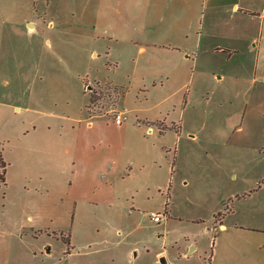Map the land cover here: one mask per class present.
<instances>
[{"label":"rangeland","instance_id":"374dc122","mask_svg":"<svg viewBox=\"0 0 264 264\" xmlns=\"http://www.w3.org/2000/svg\"><path fill=\"white\" fill-rule=\"evenodd\" d=\"M235 2L264 8V0H0V264H109L66 258L103 239L137 242L139 264H175L185 241L207 247L204 222L220 208L260 202L264 68L256 96L246 48L204 50L229 48L239 26L255 31ZM214 4L224 6L204 34ZM168 44L192 58L199 49L206 70ZM14 52L30 69L22 83L10 77ZM173 65L184 75L161 87ZM152 211L167 216L157 222ZM161 249L170 261H155Z\"/></svg>","mask_w":264,"mask_h":264},{"label":"crops","instance_id":"0c3cea01","mask_svg":"<svg viewBox=\"0 0 264 264\" xmlns=\"http://www.w3.org/2000/svg\"><path fill=\"white\" fill-rule=\"evenodd\" d=\"M224 4L212 5L211 9L214 10V15L210 17L208 21L203 19L202 28L210 29L213 25L216 11L223 7ZM257 9V8H256ZM232 11L234 14H239L241 16H250L252 20L256 21L255 31H250L245 29L243 26L229 32V39L232 44H229V48L223 47H211L210 44L205 46L204 50L206 53L218 54V53H228L229 56L233 54H240L243 48H246L247 51L254 58V85H255V95H258V73L260 69L264 68V8H259L254 10L250 6L242 7L239 2L232 4ZM205 18V17H204ZM207 29L204 34L207 33ZM36 30L31 32V35H34ZM209 32V31H208ZM11 33V31L9 32ZM203 31L198 34V44L201 45L204 38ZM1 38V36H0ZM178 46L168 44L167 50H181L180 53L184 54L183 58L185 59V64H189L190 67L195 68L197 71H205L207 60L204 59L200 50H197V55L195 58H192V53L188 50H183V48H176ZM1 48V47H0ZM188 52V53H185ZM25 53L14 52L15 65L17 70L15 72H10V77L15 83H22L26 77L30 74L29 67L25 66L24 57ZM25 58V57H24ZM4 59L2 50L0 49V83L2 82V75L5 71V65L2 63ZM27 68V69H26ZM184 72L180 69V66H170L164 70V75L161 78V87H164L166 82L176 83L182 78ZM32 78V77H31ZM29 79V78H28ZM219 80V79H217ZM222 79H220L221 82ZM9 82V79L6 80ZM191 81L190 85L194 84V78ZM264 82V77L262 79ZM198 85V84H197ZM200 85L196 86L194 89V94L200 92ZM254 93V92H253ZM190 94V92H189ZM250 102L248 103L249 107ZM261 111H264V100L261 102ZM264 113V112H263ZM91 122H89L90 124ZM167 127L166 124H163V128ZM172 130V129H170ZM4 160L3 156L1 155ZM5 161V160H4ZM6 162V161H5ZM175 168V164L173 166ZM262 190V191H261ZM264 188H261L258 193L260 202L255 205H243L241 201L243 198H238L234 209L225 213L223 216L219 217L217 220L212 218L209 222H204L206 230L209 234V241L207 242V247L200 246L198 241H185L187 244V251L183 252L178 261H175V264H264V214L260 210L264 207ZM257 193V194H258ZM255 193H252L250 196H254ZM239 196V195H237ZM244 204V203H243ZM223 211L218 210L216 213ZM215 213V214H216ZM210 225V226H209ZM76 243V241H71ZM74 246V245H73ZM145 248V246H144ZM138 249V252L135 251ZM150 251H145V254H148ZM195 252H198V258L203 259L204 261L199 260V262L190 261V256ZM87 255L89 259H99L104 257V260L109 264H139V256L142 254L140 246L137 242L128 241H111L110 239H103L101 241H91L84 245L83 251H68L66 253V258L69 260L76 259L78 255ZM103 255V256H102ZM165 258V262L170 261V256L167 254L166 250L161 249L156 252V262L159 261L162 257ZM162 262V263H165Z\"/></svg>","mask_w":264,"mask_h":264},{"label":"built area","instance_id":"2783aa9c","mask_svg":"<svg viewBox=\"0 0 264 264\" xmlns=\"http://www.w3.org/2000/svg\"><path fill=\"white\" fill-rule=\"evenodd\" d=\"M88 89H91V91H93L92 88H88ZM113 117H114L115 122L118 123V124H122L125 120L128 119L127 113L125 111H123V110H120V109L114 111ZM150 215L157 222L162 221L167 216L166 212L165 213H161V212H155V211H152Z\"/></svg>","mask_w":264,"mask_h":264},{"label":"trees","instance_id":"16d2710c","mask_svg":"<svg viewBox=\"0 0 264 264\" xmlns=\"http://www.w3.org/2000/svg\"><path fill=\"white\" fill-rule=\"evenodd\" d=\"M91 100H92V98H91ZM0 164H1V166L4 168V170L6 169V162L2 159V157H1V154H0ZM5 172V171H4ZM0 178L3 180V181H5V178H4V176H2V175H0ZM262 184H264V179H263V182H262ZM260 186H261V184H260ZM168 204V203H167ZM226 209L225 210H223V211H220V212H218V213H216L214 216H215V220H217L219 217H221V216H223L226 212H228L229 210H230V208L228 207V205H226V207H225ZM64 239H66V242H68V243H70V238H69V236H66V238L64 237Z\"/></svg>","mask_w":264,"mask_h":264},{"label":"water","instance_id":"95a60500","mask_svg":"<svg viewBox=\"0 0 264 264\" xmlns=\"http://www.w3.org/2000/svg\"><path fill=\"white\" fill-rule=\"evenodd\" d=\"M89 88H92V87L89 86ZM165 260H166L165 257H162V258H161V261H162V262H165Z\"/></svg>","mask_w":264,"mask_h":264}]
</instances>
